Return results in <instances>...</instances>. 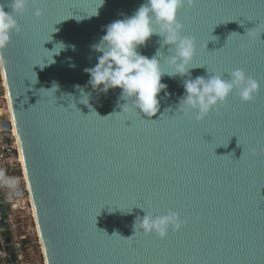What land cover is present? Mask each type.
<instances>
[{
  "label": "water",
  "instance_id": "water-1",
  "mask_svg": "<svg viewBox=\"0 0 264 264\" xmlns=\"http://www.w3.org/2000/svg\"><path fill=\"white\" fill-rule=\"evenodd\" d=\"M144 2L42 0L43 15L34 17L29 5L17 17L20 32L0 52L10 112L0 128L13 124L43 262L264 264V33L250 43L240 36L264 25V0H196L180 11L182 34L197 42L191 78L209 72L227 78L242 68L260 83L254 102L231 95L219 114L200 122L178 110L185 91L179 76L162 78L170 95L153 117L121 113L120 88L105 94L88 84L85 69L101 55L91 46L108 24ZM161 39L154 35L138 50L151 57ZM58 42L75 49L48 64L47 50ZM161 50L170 55L168 46ZM53 83L55 93L47 91ZM77 85L91 93L88 105ZM142 208L153 215L176 211L186 223L165 239L134 236ZM3 262L18 264L0 184Z\"/></svg>",
  "mask_w": 264,
  "mask_h": 264
},
{
  "label": "clouds",
  "instance_id": "clouds-1",
  "mask_svg": "<svg viewBox=\"0 0 264 264\" xmlns=\"http://www.w3.org/2000/svg\"><path fill=\"white\" fill-rule=\"evenodd\" d=\"M41 2L42 0H9L7 5L0 4V52L11 43L13 34L20 32L21 27L17 17L24 16L29 10V5L34 9V17L39 18L43 15ZM103 2L104 0H101L100 6ZM195 4L196 0H145L133 15L108 24L105 27L106 34L98 43L91 46L93 51L101 55L97 56L98 62L94 67L85 69L90 76L88 84L94 91L105 94L109 89L120 88L119 99L126 101L120 105L121 113L127 114L139 110L147 117L155 116L160 111L162 99L170 95L167 84L162 83L164 76L182 78V87L185 91L179 99L178 110L186 115L191 114V118L196 122L203 121L213 111L219 114L231 95L237 96L243 103L254 102L259 93L260 83L242 68L227 72L229 74L227 78L224 73L216 72H209L214 74L208 76L191 78L190 70L196 68L192 65L197 42L194 37L182 34L184 23L179 19V13L185 8L192 9ZM6 6L11 11H5ZM98 8L93 15H98ZM83 18L76 19L79 21ZM54 29L57 31L56 28ZM261 33H264V25L257 23L255 27L246 29L244 35L237 34L246 37L250 43L257 36L260 38ZM154 35L162 38L160 48L151 57L141 54L138 49ZM164 46H168L170 53L167 57L161 50ZM68 47L75 49L74 45L67 46L63 42L56 43L52 51L46 49L51 54V62L47 57V63H54V55H59ZM35 65L43 68L45 62L43 65ZM164 65L170 70L166 71ZM185 77L188 78L183 79ZM76 88L81 93L80 102L88 105L91 93H86L79 85ZM57 89L58 85L53 83L52 88L47 91L55 93ZM17 183V178L8 177L0 172V184L14 190ZM144 212L146 214L143 217L137 216L135 219L134 236L139 231L144 236L155 234L158 238L165 239L170 229L179 231L186 223L173 210H168L163 215H153L145 210Z\"/></svg>",
  "mask_w": 264,
  "mask_h": 264
},
{
  "label": "built area",
  "instance_id": "built-area-1",
  "mask_svg": "<svg viewBox=\"0 0 264 264\" xmlns=\"http://www.w3.org/2000/svg\"><path fill=\"white\" fill-rule=\"evenodd\" d=\"M3 119L10 120V112L0 70V122ZM0 172H3L8 177H13L11 172H20L18 177H14L18 180L14 190L9 189L3 184L1 185L7 208V222L12 236V245L16 249L17 263L28 264L26 261L27 250L24 248V244L27 241L29 230L25 231L22 228L23 223L30 222V224L32 223L34 225L37 243L39 247L40 245L22 171V164L19 161V151L13 128L9 131H3L0 128ZM19 191L21 194H18ZM23 231H25V233Z\"/></svg>",
  "mask_w": 264,
  "mask_h": 264
},
{
  "label": "rangeland",
  "instance_id": "rangeland-1",
  "mask_svg": "<svg viewBox=\"0 0 264 264\" xmlns=\"http://www.w3.org/2000/svg\"><path fill=\"white\" fill-rule=\"evenodd\" d=\"M22 228L29 230L27 235L26 261L28 264H43V258L40 247L37 243V237L34 231V225L30 222L23 223ZM25 231H23L25 233Z\"/></svg>",
  "mask_w": 264,
  "mask_h": 264
},
{
  "label": "trees",
  "instance_id": "trees-1",
  "mask_svg": "<svg viewBox=\"0 0 264 264\" xmlns=\"http://www.w3.org/2000/svg\"><path fill=\"white\" fill-rule=\"evenodd\" d=\"M11 175L13 177H18L20 175V172H11ZM27 244H28V242L26 241L24 244V248H27Z\"/></svg>",
  "mask_w": 264,
  "mask_h": 264
},
{
  "label": "bare ground",
  "instance_id": "bare-ground-1",
  "mask_svg": "<svg viewBox=\"0 0 264 264\" xmlns=\"http://www.w3.org/2000/svg\"><path fill=\"white\" fill-rule=\"evenodd\" d=\"M7 98V97H6ZM11 122H12V120H11ZM12 128H13V124H12ZM13 131H14V128H13ZM19 161H20V163H21V160H20V155H19ZM37 232V231H36Z\"/></svg>",
  "mask_w": 264,
  "mask_h": 264
},
{
  "label": "crops",
  "instance_id": "crops-1",
  "mask_svg": "<svg viewBox=\"0 0 264 264\" xmlns=\"http://www.w3.org/2000/svg\"><path fill=\"white\" fill-rule=\"evenodd\" d=\"M3 264H5V262H3Z\"/></svg>",
  "mask_w": 264,
  "mask_h": 264
}]
</instances>
